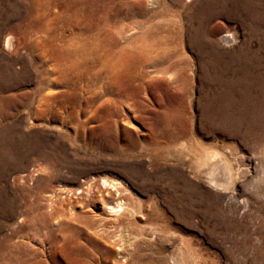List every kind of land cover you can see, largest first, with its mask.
Wrapping results in <instances>:
<instances>
[{
    "label": "rangeland",
    "instance_id": "374dc122",
    "mask_svg": "<svg viewBox=\"0 0 264 264\" xmlns=\"http://www.w3.org/2000/svg\"><path fill=\"white\" fill-rule=\"evenodd\" d=\"M247 5L0 0V264H264L260 152L214 123L238 80L264 79V22ZM188 139L240 177L197 178ZM98 189L126 208L125 254L97 226L116 215L82 204Z\"/></svg>",
    "mask_w": 264,
    "mask_h": 264
},
{
    "label": "bare ground",
    "instance_id": "6f19581e",
    "mask_svg": "<svg viewBox=\"0 0 264 264\" xmlns=\"http://www.w3.org/2000/svg\"><path fill=\"white\" fill-rule=\"evenodd\" d=\"M205 1L211 3L214 0H205ZM215 2H216V0H215ZM246 2L248 3L247 7L249 9V12L251 14H255L256 17L257 16L260 17V19H257L258 22L259 23L264 22V5L261 4V1L260 0H246ZM258 8H261L260 14H258ZM77 42H78V40H77ZM6 44L7 45L10 44L9 38L6 41ZM246 61H249V64L252 66L253 69L255 68L256 61H255L253 55L251 57L247 58ZM258 62H257V64H258ZM64 71H66V70H64ZM245 72L249 73L248 70H246ZM250 75L252 78H255L254 77L255 73L252 72V70L250 72ZM64 76H66V75L64 74ZM243 78H242L243 80H238V82H239L238 84H240L242 86V89H243L242 92H240V94H238L236 96H233L232 98H230V100H226V102L224 104H222L221 110L219 111V116H215L216 121H214V123H217V125L220 128L228 131L230 134L240 135L243 138L249 139V141H251L254 149L255 150L258 149L257 152H260V156H258V157L256 156V157H257V159H259V162L257 165L254 166L255 176L252 178L251 183H255L256 181L264 183V79H262L259 83L257 82V88H255V87L250 86L249 84H245V82H247L248 80H251L247 75H244ZM64 80L67 81L68 78L65 77ZM214 82H216V81H214ZM211 121H212V119H211ZM197 143L191 142L190 139L183 140L182 142L179 143L181 150L185 151L184 158L187 159V162H188L187 166L190 168L191 172H193L197 178L202 179V180L206 181L207 183H209V184H211L217 188L221 187L223 190H226L229 187L228 183H234V181L240 177L242 170H240V168L238 166L239 164L238 165L236 164L237 167L233 168L230 159L227 157V155L223 151H221V150L217 151L214 149H207V148L200 146ZM155 145H157V144H155ZM185 179H186V177H185ZM185 183H189V182H185ZM100 184H101V186H109L110 185L111 187H114V188L116 185V183L107 182V180L104 178L100 179ZM171 187H173V186H171ZM231 198H232V194H228L227 199L231 200ZM121 200L122 199H120V197H119V198L115 199L114 204L105 203V199L103 198L102 194L100 193V190L98 189L96 195H94L91 200L87 199L86 202H83L82 204L84 206L90 208L93 203L100 202L102 205V209H104L105 211H107L109 213L114 214V216L116 215V217L112 218V220H108V221L104 220L102 222L100 221L97 226L101 230V233L102 234L104 233V235L107 236L108 239H110L109 241L111 243V246H113V245L116 246L117 248H119V250H121L122 253L125 254V252H124L125 249L123 246L124 242H125L124 237H123V233H124V230L127 226L125 227V224L119 222V220H118L119 217L124 214L123 212L126 209ZM12 202L13 201L9 202V206H10L9 209L10 210L12 209V205H13ZM178 211H179V209H178ZM108 223H109L111 232L107 230ZM79 249H81V248H79ZM74 251H75L74 247L72 245H69V251H68L69 253L67 254L68 259L72 258L70 252H74ZM126 254L132 255L130 253L129 254L126 253ZM136 257H138V256H136ZM136 257H135V259H136ZM142 257H143V255H142ZM147 258H148V256H147ZM149 262H151V261H149ZM67 263H68V261H67ZM147 263H148V261H147Z\"/></svg>",
    "mask_w": 264,
    "mask_h": 264
}]
</instances>
